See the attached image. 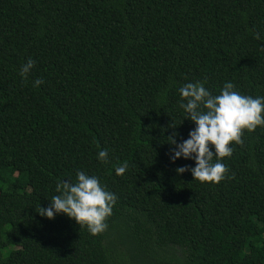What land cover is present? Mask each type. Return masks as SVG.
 <instances>
[{
	"label": "trees",
	"instance_id": "1",
	"mask_svg": "<svg viewBox=\"0 0 264 264\" xmlns=\"http://www.w3.org/2000/svg\"><path fill=\"white\" fill-rule=\"evenodd\" d=\"M195 82L264 97V0H0V264H264V126L219 183L169 160ZM78 171L117 197L96 235L37 213Z\"/></svg>",
	"mask_w": 264,
	"mask_h": 264
},
{
	"label": "clouds",
	"instance_id": "2",
	"mask_svg": "<svg viewBox=\"0 0 264 264\" xmlns=\"http://www.w3.org/2000/svg\"><path fill=\"white\" fill-rule=\"evenodd\" d=\"M34 64L29 58L21 66L20 76L27 78ZM42 83V79H36L33 87ZM179 93L184 119L195 127L182 142L177 143L176 133L168 139L169 144L174 145L169 160L172 163L180 158L193 160L194 167L181 166L175 169L176 173L190 171L193 179L200 182L219 183L227 171L221 161L232 154L230 144H240L244 130L253 131L257 126H264V97L241 95L231 82L225 83L218 95H213L204 82L187 83ZM97 160L107 163V151H99ZM127 168V163L115 167L116 175L124 174ZM56 192L58 195L52 197L48 207H39L37 213L41 217L51 220L57 214H64L80 227H86L92 235L106 230V220L112 214L117 197L102 186L98 177L78 171L74 183L60 181Z\"/></svg>",
	"mask_w": 264,
	"mask_h": 264
}]
</instances>
